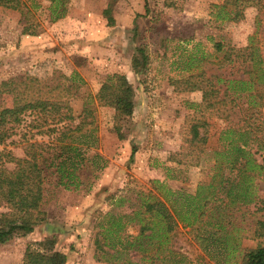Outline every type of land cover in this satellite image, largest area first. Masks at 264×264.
Wrapping results in <instances>:
<instances>
[{"label":"rangeland","instance_id":"374dc122","mask_svg":"<svg viewBox=\"0 0 264 264\" xmlns=\"http://www.w3.org/2000/svg\"><path fill=\"white\" fill-rule=\"evenodd\" d=\"M171 1L173 6L165 0H146L145 12L144 0H69L64 17L54 22L48 20L46 0H22L24 14L0 6V81L24 75H65L64 96L53 98L52 103L68 108L72 122L77 121L83 100L94 94L107 75L123 76L135 93L130 115L109 107L95 109L98 143L92 151L106 159L105 167L79 177L83 184L77 189H64L55 185V177L46 178L39 205L45 221L31 232L1 243L0 264H20L25 247L46 238L65 253L66 264H126V260L149 264L147 258L140 261L142 253L135 246L127 252L109 247L105 237L108 220L121 216L120 222L125 223L122 234L136 242L138 224L135 220L126 222L124 215L131 216L138 209L145 216L150 213L152 204L139 206V195L149 192L164 203L173 198L175 210L182 202L179 194L194 195L199 184L218 180L217 167L224 166V157L216 151L222 148L218 138L225 123L214 115L211 103L201 101L200 91H179L176 82L200 70L211 74L214 81L217 75L238 78L246 69L227 63L224 53H256L264 66V0L237 1L243 8L236 19L232 18L235 0ZM107 5L111 6L113 26H107L102 15ZM215 43L220 44V50ZM137 45L146 48V69H142ZM12 105L11 95L0 94V111ZM196 114L206 122L205 143L197 164L169 160L170 153L185 150L190 119ZM260 115L264 127V107ZM30 119L26 115L0 144L1 167H13L9 155H23L25 138L47 141L46 135L27 126ZM131 148L134 152L130 157ZM259 155H255L258 161ZM251 183L253 202L240 205V211H232L234 206L222 211L230 216L222 221L224 231L233 235L239 248L264 244V238L242 235L256 219L264 220V209L255 211L259 199H264V179ZM216 197L225 201L222 192ZM200 234V229L179 223L169 235L168 247L192 264H215L202 250ZM139 242L146 246V241ZM146 249L149 251L144 256L154 255V249ZM232 257L226 264L237 262L238 255Z\"/></svg>","mask_w":264,"mask_h":264},{"label":"trees","instance_id":"16d2710c","mask_svg":"<svg viewBox=\"0 0 264 264\" xmlns=\"http://www.w3.org/2000/svg\"><path fill=\"white\" fill-rule=\"evenodd\" d=\"M46 1L49 21L64 17L69 0ZM237 1H233V19L241 15L243 8ZM165 2L173 6L171 0ZM243 2L247 3L246 0ZM0 6L24 14L22 0H0ZM143 6L147 12L146 0ZM110 8L107 5L102 10L107 26L114 25ZM135 28L133 25V36H136ZM214 47L217 50L221 48L219 43H215ZM136 50L141 57L142 69H146L148 55L145 46L137 45ZM223 58L227 63L242 65L246 71L242 70L238 78L217 75L214 81L211 74L200 70L176 82L179 91H200L201 101L211 103L214 115L225 123L218 138L222 148L216 151V154L224 157V166L217 167L216 173H220L218 180L199 184L194 195L184 192L179 194L182 202L178 203V209L175 210L172 208L173 198L164 203L149 192L139 195V206L152 204L150 213L145 216L144 211L138 209L131 216L124 215L128 217L126 222L135 220L138 224L137 241L131 242L128 234H122L125 223L120 222L121 216L111 218L105 229L111 249L127 252L135 246V250L143 254L140 261L147 258L149 264L157 260L160 264H192L190 259L173 251L167 244L175 227L183 223L193 229H200L201 234L197 237L201 240L202 250L215 264H226L227 259L235 254L238 260L233 264H264V244L239 248L233 235L224 231L222 222L230 217L222 213L223 209L234 206L232 211H240V205L247 206L253 202L251 181L264 179V127L260 115V109L264 107V66L256 53L247 56L224 53ZM66 79L65 75L57 73L48 78L24 75L0 81V94L13 98V105L0 111V144L14 133L26 115L31 117L27 126L48 138L47 141L25 138L23 155L8 157L13 167L7 169L0 166V244L13 236L31 232L34 226L45 221V213L39 209V205L46 178L55 177V185L64 189H77L83 184L79 177L105 167L106 159L92 151L98 143L93 116L96 107H109L122 115L132 113L135 98L133 86L123 76L107 75L94 94L83 100L77 121L72 122L68 108H59L52 103L53 98L64 96ZM199 116L196 114L190 119L185 150L170 153L169 160L185 165L197 164L203 151L206 131V122ZM133 152L134 148H131L130 157ZM258 153L259 161L255 157ZM177 156H181V159H177ZM219 192L223 193L225 201L216 197ZM206 208L211 211L208 213ZM262 209L264 199H259L255 211ZM243 220L244 216H241V222ZM242 235L247 239L264 238V220L256 219L253 226H249ZM139 239L144 243L146 241L145 247ZM147 246L154 249V255L144 256L149 251ZM101 259L108 260L105 257ZM66 262L65 253L55 249L51 239L46 238L36 242L33 247L26 246L20 264ZM126 264L140 262L126 260Z\"/></svg>","mask_w":264,"mask_h":264},{"label":"crops","instance_id":"0c3cea01","mask_svg":"<svg viewBox=\"0 0 264 264\" xmlns=\"http://www.w3.org/2000/svg\"><path fill=\"white\" fill-rule=\"evenodd\" d=\"M45 226H47L48 228H54V226L50 225L49 222H46V224H44Z\"/></svg>","mask_w":264,"mask_h":264}]
</instances>
